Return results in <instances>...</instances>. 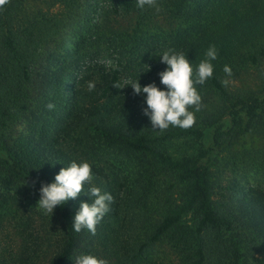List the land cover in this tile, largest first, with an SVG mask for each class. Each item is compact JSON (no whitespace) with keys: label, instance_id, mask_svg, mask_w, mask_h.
Here are the masks:
<instances>
[{"label":"trees","instance_id":"trees-1","mask_svg":"<svg viewBox=\"0 0 264 264\" xmlns=\"http://www.w3.org/2000/svg\"><path fill=\"white\" fill-rule=\"evenodd\" d=\"M107 2L102 12L96 6L90 11L102 22L93 24L88 4L83 30L47 54L42 44L62 37L82 10L80 0L0 5V209L13 203L18 191L39 198L41 182L77 162L76 152L100 150L135 159L144 169L133 177L127 203L118 199L124 213L147 209L159 181L177 190L178 198L163 201L153 220L143 218L148 228L142 240L130 243L113 237L118 230L111 222L120 205L110 183L103 192L111 193L113 202L95 234L72 230L80 201L92 199L81 193L53 210L63 237L47 264H73L81 253L108 255L115 264H147V249L159 242L172 249L177 264H264V196L235 182L225 198L217 168H264V0H156L155 7L143 9L135 0ZM210 45L218 55L213 76L196 85L201 101L199 110L189 106L193 125L152 129L142 112L144 94H134L130 84L155 82L162 88L160 53H185L195 70ZM225 65L231 77L223 72ZM253 70L256 89L238 87ZM225 79L227 85L221 83ZM23 121L28 133L15 139ZM234 146L243 151L234 152ZM37 253L23 244L16 262L31 264ZM0 264H5L1 257Z\"/></svg>","mask_w":264,"mask_h":264},{"label":"rangeland","instance_id":"rangeland-1","mask_svg":"<svg viewBox=\"0 0 264 264\" xmlns=\"http://www.w3.org/2000/svg\"><path fill=\"white\" fill-rule=\"evenodd\" d=\"M80 4L82 5V10L77 11V14L72 19L74 21L61 33L62 37L42 44L44 54L59 51L64 38L74 39L75 35L81 29L83 30L84 12L88 4H91L89 7V18L93 17V24L103 20L100 19L98 14L90 12L93 7L96 6L97 11L100 13L109 6L107 0H80ZM39 6H42L43 9L46 8L41 2H39ZM57 9L55 7L53 12L57 11ZM119 20L123 24L126 23L122 18ZM69 46V43H65L64 49ZM257 75L258 73L253 70L246 84L241 86V83L237 86L255 90L258 82ZM27 133L28 124L23 121L16 128L14 138L25 137ZM234 148L236 153L243 151L240 146H234ZM98 151L99 153H97ZM75 154L78 156L77 162L86 161L90 166L99 168L96 173L91 168L92 179L89 182L91 185L100 188L103 192L104 185L110 183L111 187L116 191L114 195L117 197V203H119L118 199L119 201L122 199V202L127 203V191L134 184L133 177L144 170L135 159H127L123 155L118 156L112 153L107 156L102 154L100 150H96L95 153L86 150L78 151ZM257 166L251 164L249 166L238 165L236 168L230 166L217 167L220 171V185L223 188L226 186V190H222L225 198L231 196L228 186L232 187L235 182L246 190L251 189L253 194L264 196V168ZM168 185L167 182L163 181H159L158 186L155 185L154 190L150 192L146 199L147 209L134 208L130 212L124 213L123 205L119 203L120 208H118L119 210L117 209V219L111 222L112 226L118 230V233L113 234V237L119 238L121 242L127 238L130 243L135 237L142 240L143 232L148 228V223H142L143 218L149 221L153 220L157 217L155 213H157V208L163 205V201L168 198L172 200H177L178 198L177 190H169ZM10 193L12 194L13 192L11 191ZM15 195L16 200L5 207L7 208L6 211L5 208L0 209V257L5 261V264H12L13 261H15L13 264H18L16 258L20 254L21 246L27 243L29 247L38 250L39 258L33 260L31 264H47L51 255L59 248L63 237L61 223L54 212L49 214L40 209L37 204L39 198H36L30 192L18 191ZM110 247L111 245L108 249ZM97 257L104 259L106 264H115L116 262L115 260H110L108 255L99 254ZM145 257L147 264H177V259L172 249L162 242L151 245L147 249Z\"/></svg>","mask_w":264,"mask_h":264},{"label":"clouds","instance_id":"clouds-1","mask_svg":"<svg viewBox=\"0 0 264 264\" xmlns=\"http://www.w3.org/2000/svg\"><path fill=\"white\" fill-rule=\"evenodd\" d=\"M5 2L6 0H0V5ZM155 3L156 0H135L139 9L145 6L155 7ZM204 55L205 58L194 70L185 53L172 49L165 50L158 55L160 63L165 65L158 73L162 88L155 82L141 86L136 80L130 84L134 94H144L145 107L142 112L148 117L152 129L165 130L169 126L186 129L193 125L195 116L188 109L189 106H195L196 110H199L201 96L196 85H203L213 76L212 61L217 59V49L214 45H210ZM223 72L228 77L232 76V70L228 65L223 67ZM221 83L227 85L229 81L225 79ZM87 86L89 90L95 88L93 82H89ZM46 107L52 109L54 105L48 103ZM91 179V166L86 161L79 163L72 161L67 167H61L51 182H41L37 201L39 208L51 214L55 207L63 206L68 200L75 199L83 193L92 198L91 202L80 201L78 209L72 216L71 228L77 233L87 229L89 233L95 234L96 225L109 211L113 196L91 184L85 193L84 185ZM73 264H106V261L92 254L81 253L75 256Z\"/></svg>","mask_w":264,"mask_h":264}]
</instances>
